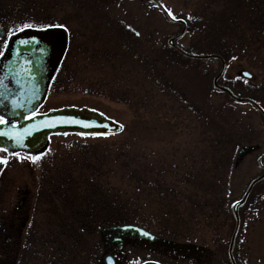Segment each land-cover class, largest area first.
Here are the masks:
<instances>
[{"label": "rangeland", "instance_id": "rangeland-1", "mask_svg": "<svg viewBox=\"0 0 264 264\" xmlns=\"http://www.w3.org/2000/svg\"><path fill=\"white\" fill-rule=\"evenodd\" d=\"M160 2L176 18L190 20L191 26L200 23L209 26L207 29L194 28L177 41L178 46L189 52L206 53L212 52L213 42L219 41L216 38L222 39L216 22L221 19L218 13L225 8L221 0ZM4 4L1 11L12 10L14 29L27 17L34 21L55 20L71 31L66 60L71 84H63L66 81L63 78L58 80L42 111L62 106H86L124 125L123 132L114 136H55L49 151L65 155L70 142L77 141L101 152L106 145L134 138L156 165L152 169L154 185L151 189L144 179L138 183L127 180L116 164H108V169H112L108 180L99 177V182H93L99 184V192L91 188L90 193H101L92 195L99 206L104 207L103 202L109 198V202L123 212H97L94 213L96 219H90L88 215L93 207L83 205L81 219L88 222L82 221L85 224L79 230L81 237L76 238V242L73 238L71 241L63 239L62 242L67 243L61 244L57 237H45L48 232L56 233V229L46 227L54 224H48V213L41 212L45 206L38 207L36 203L40 160L0 152V158L7 161L6 164L0 162V264H8L19 252L17 248L26 243L29 251H23L20 256H30L33 264L48 257L50 260L58 257L62 264H69L78 255L91 256L93 264H100L104 257L101 227L122 223L136 224L162 238L196 244L204 249L201 255L195 253L192 258L179 256L174 259L170 249L165 251L149 244L132 246L125 250L127 259L123 264L146 260L163 264H229L227 249L234 223L232 213L214 209L210 214L206 210L207 195L202 189L206 185L198 186V179L187 183L191 175L198 178L195 174L202 169L197 164L198 156L205 146L202 125L192 107L224 124L228 133L227 151L233 142H238L239 148L256 146L237 165L235 158L239 148L235 149L228 174L222 167L209 171L217 172L220 183L215 188L225 194V205L239 199L249 182L260 173L257 161L264 153V119L249 104L225 105L226 95L212 86L220 62L209 59L202 63L196 60L184 63L166 51L163 44L178 34L181 27L167 20L150 0H5ZM252 49L235 53L236 59L228 61L219 84L231 89L236 96L255 99L264 107V50ZM244 70L251 78L241 74ZM232 120L236 123L231 126ZM100 182L119 187L122 194L115 193L116 189H109L107 185L101 189ZM86 184L81 185L84 188ZM169 186L172 189L167 194ZM25 190L28 191L26 195L23 194ZM196 193L197 196H193ZM23 195L26 200L18 208ZM119 195H125V205L114 202ZM186 197L189 198L186 200ZM196 197H205L198 203L200 211H195ZM62 203L60 201L57 206L61 207ZM240 212L235 260L237 264H264V197L241 208ZM103 214L110 216L112 222L103 219ZM23 216L28 217V224L24 234H19ZM30 222H33V233L37 231L38 236L33 235L27 242ZM10 223L16 225L15 230H9ZM7 238H11V244L6 243ZM52 240L54 242L46 243Z\"/></svg>", "mask_w": 264, "mask_h": 264}, {"label": "trees", "instance_id": "trees-1", "mask_svg": "<svg viewBox=\"0 0 264 264\" xmlns=\"http://www.w3.org/2000/svg\"><path fill=\"white\" fill-rule=\"evenodd\" d=\"M221 2L225 5V8L218 13V16L221 19L216 20V22L219 23L218 26L220 27L221 32L220 37L222 39L216 38L219 39V41L213 42L212 38L211 41L214 44L213 50L212 52L208 51L206 53L219 54L226 62H228L236 56L235 53L238 52V50H243V52H248L251 48L257 52L264 50V0H221ZM24 18L19 22L20 24L37 26L59 24L55 20L51 21L47 18L42 20L38 19L37 21H34L32 18L26 19V17V20ZM198 26H201L203 29L209 27L201 25V23L196 27L198 28ZM196 27L194 24L191 26L190 20H187L188 33L192 32ZM70 43L71 31L69 30V46ZM163 48L181 62L187 63V61L189 62L190 60L184 58L175 50L170 49L167 44H163ZM69 52L70 51L68 50L67 54ZM67 54L55 83L63 78L66 79L63 84H71V79L67 78V70H69V67L66 64ZM198 62L200 63L201 61ZM233 104H235V102L229 96H225V105ZM192 111H194L196 118L202 125L201 135L202 138L204 137L205 139V146L202 148L203 150L198 156L199 159L197 164H200L202 167L199 173L195 174L198 178L191 175V177L188 178L190 181H187V183H191L193 180L197 181L198 179L199 183L196 182V184L198 183V186H201L202 184L206 185V188L202 189L207 195L206 210L209 211L210 214H212L214 209L215 211L218 210L220 212L223 210L230 213L231 204L225 205V194H222L221 190L215 188L220 183V180L216 178L217 172L209 173V171H216V169L222 167L224 173L228 174L231 169L230 165L233 152L235 149L239 148V143H231L229 150L227 151L228 133L225 132L226 128H223L224 124L216 120L214 116L203 115L202 112H198V109L195 107H192ZM234 123H236V121L232 120L230 123L231 126ZM113 146H115V150H113ZM66 150L65 155L56 152L55 150L48 151L43 157L38 159V161L40 160V174L38 176L39 191L36 203L38 207L45 206L41 209V212L45 214L48 213L49 216L47 219L50 221L48 224H54L53 226L48 225L46 227L56 229V233L48 232L45 237L47 235V237L51 238L57 237L58 240L61 241V244L67 243L62 242L63 239L71 241L73 238L76 242V238L81 237V235H79L80 227L84 228L83 225L88 222L81 219L83 205L89 204L88 206L93 207L92 210L89 211L88 218L90 219H96L94 213L97 212L105 214H117L123 212L122 210H119L118 207L111 204L109 198L103 202L104 207L99 206V204L92 198V195H101V193H90L91 188L99 192V184H93V182H99V177H101L103 181L108 180V175L111 174L112 171V169L111 171L108 169V164H116L118 169H121V175H124L127 180H136L138 183L141 179H144L143 182L149 183L151 189L154 185L151 174L156 163H152L153 161H151L150 156L149 159L147 158L148 153L146 152V149L140 148L138 140L135 141L134 138H125L120 143L106 145L101 152H96L92 147L86 146L77 141L70 142ZM95 177H98L97 180ZM83 182L88 183L84 188L81 185ZM100 183L101 189L107 185L109 189H116L115 193L122 194L119 187L113 186L112 184L109 185L107 182ZM159 184L160 187H162V183ZM171 187L168 189L167 194L172 189ZM220 193L222 195H220ZM193 196H197V193ZM262 196L264 197V180L255 185L242 208L253 201L259 202ZM188 198L189 197H186L185 199L187 200ZM200 198L205 197L195 198L194 201L196 202L197 207L196 210L193 208L195 211H200L198 208ZM124 199L125 195H119L114 202L125 205V202H123ZM60 201L63 202L61 207L57 206ZM210 217L211 216H208L207 219H210ZM106 218L109 222H112L113 220L110 216L103 214V219ZM129 218V220H134L131 217ZM30 223V230L27 228V232L30 236L28 237L27 235V238L25 239L27 242L33 235L38 236L37 231L36 233H33L32 231L33 222ZM50 242H54V240L46 243ZM57 243L59 242L57 241ZM27 245V243L24 245V251H29V246Z\"/></svg>", "mask_w": 264, "mask_h": 264}, {"label": "water", "instance_id": "water-1", "mask_svg": "<svg viewBox=\"0 0 264 264\" xmlns=\"http://www.w3.org/2000/svg\"><path fill=\"white\" fill-rule=\"evenodd\" d=\"M158 4L157 0H152ZM167 18L182 26L179 37L186 30L182 19H172L162 7ZM8 37L6 46L0 55V117L6 121L0 124V151L10 155L22 154L30 157L42 156L50 145L51 137L57 135L108 136L120 134L124 125L103 112L86 106H62L40 112L45 103L50 84L57 72L68 48V35L64 27L51 25L43 27H23ZM168 39L170 47L178 49L183 55L199 60L218 59L221 69L213 79V85L219 91L227 93L238 103L253 105L264 118V109L254 100L236 97L230 90L218 85L223 74L225 62L216 54H188L175 45V38ZM26 41V43H22ZM247 71H242V75ZM249 73V72H247ZM250 78V76H244ZM87 125V126H86ZM7 149V151H4ZM256 149L253 145H244L235 159L237 165L247 153ZM261 173L248 185L240 199L232 205L235 227L228 245L231 264H236L232 255L235 237L239 227V207L244 204L254 185L264 179V154L258 159ZM24 193H27L25 191ZM19 202V207H21ZM107 230L131 232L150 242L177 245L174 241L160 238L152 232L133 224L103 227ZM143 264H159L145 262Z\"/></svg>", "mask_w": 264, "mask_h": 264}, {"label": "flooded vegetation", "instance_id": "flooded-vegetation-1", "mask_svg": "<svg viewBox=\"0 0 264 264\" xmlns=\"http://www.w3.org/2000/svg\"><path fill=\"white\" fill-rule=\"evenodd\" d=\"M2 1V2H1ZM0 1V53L3 50L8 36L14 31V28L12 27L13 24V15H11L12 10H7L5 12L2 10V4L5 6V0ZM58 74L56 73L53 79V83H55L56 79L58 78ZM25 194V193H24ZM26 198L20 197L19 201L21 202V206H23V203L25 202ZM21 208V207H19ZM26 217L23 216L20 224H19V234L23 233V229L21 225L24 224V219ZM9 230H15L16 225L14 223H10L8 226ZM0 229H1V220H0ZM24 234V233H23ZM103 254L104 257L101 260L100 264H107L111 262L112 264H123L124 261L127 259V254L125 252L126 249L134 247H140L144 244L149 245H155L157 247L162 248L163 250L170 249L173 251V257L174 259H178L179 256H183V258H192L195 256L194 254L197 253L201 255L204 251L203 248H196L194 246H190L187 244H178V245H168L165 243L157 242V243H150L137 234H132L131 232H122L119 230H107L103 232ZM7 244H11V238L6 239ZM23 248V249H22ZM25 250L24 247H18L16 257L15 255L12 257L10 262L8 264H33L28 255L23 254L22 258L20 254L21 252ZM80 257L79 260L77 257ZM74 257V260H71L69 264H93L91 256H86L82 258V256L78 255ZM108 257V258H107ZM47 258V257H46ZM58 257H54L50 260L48 257L46 260H42L38 264H62L60 259H57ZM22 261V263H21ZM31 262V263H30Z\"/></svg>", "mask_w": 264, "mask_h": 264}, {"label": "snow or ice", "instance_id": "snow-or-ice-1", "mask_svg": "<svg viewBox=\"0 0 264 264\" xmlns=\"http://www.w3.org/2000/svg\"><path fill=\"white\" fill-rule=\"evenodd\" d=\"M169 15H171L172 16V19H176V16L175 15H173L172 13H171V11L169 10ZM31 25H27V24H25L24 25V27H30ZM20 30H23V29H20ZM137 35H139V33H137ZM22 43H26V41H22ZM0 55H2V53H0ZM233 59H236L235 57H233ZM244 76H250V73H247V72H245L244 73ZM6 121L4 120V118L3 117H0V124H3V123H5ZM87 126V125H86ZM0 134H2V133H0ZM4 151H7V149H4ZM33 159L34 160H36V159H39V157H33ZM0 162H2V163H7V161L6 160H4L3 158H0Z\"/></svg>", "mask_w": 264, "mask_h": 264}]
</instances>
